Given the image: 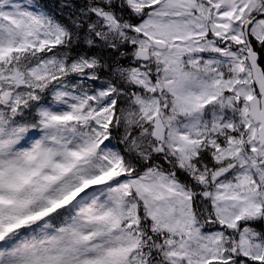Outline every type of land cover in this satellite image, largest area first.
<instances>
[{
	"label": "snow or ice",
	"instance_id": "1",
	"mask_svg": "<svg viewBox=\"0 0 264 264\" xmlns=\"http://www.w3.org/2000/svg\"><path fill=\"white\" fill-rule=\"evenodd\" d=\"M0 264H264V0H0Z\"/></svg>",
	"mask_w": 264,
	"mask_h": 264
}]
</instances>
